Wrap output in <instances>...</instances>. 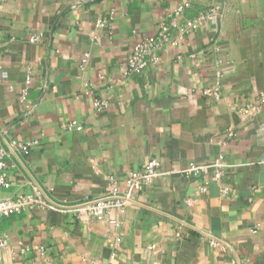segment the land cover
<instances>
[{
	"label": "crops",
	"instance_id": "crops-1",
	"mask_svg": "<svg viewBox=\"0 0 264 264\" xmlns=\"http://www.w3.org/2000/svg\"><path fill=\"white\" fill-rule=\"evenodd\" d=\"M184 4L187 18L218 14L174 29L160 64L124 78L134 45ZM0 65V145L39 143L7 160L4 198L72 204L153 159L170 172L102 219L37 207L1 219L0 264H264V0H0ZM219 157L233 166L219 181L179 173Z\"/></svg>",
	"mask_w": 264,
	"mask_h": 264
},
{
	"label": "built area",
	"instance_id": "built-area-1",
	"mask_svg": "<svg viewBox=\"0 0 264 264\" xmlns=\"http://www.w3.org/2000/svg\"><path fill=\"white\" fill-rule=\"evenodd\" d=\"M189 8L190 5L187 4L178 6L161 23L155 38L142 40L134 45L127 62V69L123 75L124 78L141 77L148 70L149 66L160 64L161 57L159 53L167 46L175 44V42H172V32L174 29L178 28L181 34L180 38L190 36L207 23L213 21L218 14V8L216 7L200 12L196 17L187 18L186 11ZM177 19L182 20L181 26L175 24L174 21ZM105 24L104 21H101L97 23V26L103 28ZM41 39V35L31 36L29 42L36 44L39 43ZM94 40H96V38H94ZM83 68L84 66H81L82 70ZM31 84L32 75L29 72L26 78L25 88L22 91L23 101H25L29 95ZM261 99V101L264 102V94L261 96ZM95 107L99 110H106L109 107V103L107 100L95 99ZM38 144L37 141L24 142L14 140L8 145V149L0 145V220L20 214L29 207H37L42 210L52 209L62 214L73 215L78 220H83L86 217L102 219L113 210H125L133 202L134 195L149 189L160 178L170 175V172H165L161 169L159 160L153 159L144 164L141 169L129 172L124 187H121L113 177H110L107 192L96 199H86L72 204H60L56 202L54 198H49L40 191H36L32 195L4 198L2 196V191L9 186L7 160L11 158L12 154L16 152H26ZM260 163L264 167V160ZM232 167L233 166L226 163L222 157H219L211 163H191L179 173L187 177H198L208 169H214L216 170L214 181H219L224 172ZM221 193L226 194L227 190L222 189ZM210 244L214 246L217 243L212 240ZM10 248V235L7 233H0V262ZM38 251L42 256L46 253L44 248H40ZM17 252L20 255H24L31 252V248L22 246Z\"/></svg>",
	"mask_w": 264,
	"mask_h": 264
}]
</instances>
